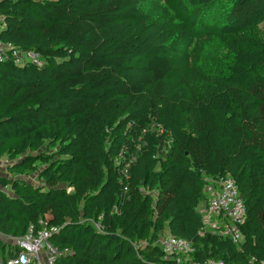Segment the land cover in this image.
<instances>
[{"label": "trees", "instance_id": "obj_1", "mask_svg": "<svg viewBox=\"0 0 264 264\" xmlns=\"http://www.w3.org/2000/svg\"><path fill=\"white\" fill-rule=\"evenodd\" d=\"M0 12V39L45 62L0 64V162L12 161L0 256L33 227L69 251L56 264H177L154 245L166 234L196 262L264 264V50L244 36L264 0H0ZM216 42L232 53L223 75L205 72ZM38 161L41 186L24 179ZM227 177L247 212L239 245L203 234L208 180Z\"/></svg>", "mask_w": 264, "mask_h": 264}, {"label": "built area", "instance_id": "obj_2", "mask_svg": "<svg viewBox=\"0 0 264 264\" xmlns=\"http://www.w3.org/2000/svg\"><path fill=\"white\" fill-rule=\"evenodd\" d=\"M6 29L4 15L0 12V36ZM12 61L20 67L35 66L41 68L45 62L42 56L34 51L22 50L13 44L5 43L0 39V64ZM208 205L203 210V222L205 233L229 237L234 244H241L243 236L239 226L245 222L246 207L242 196L232 178L220 180H208L206 189ZM55 229L42 228L35 230L30 228L26 236L16 240L17 252L6 264H56L60 256L69 253L61 251L51 241V235ZM146 245L142 243L141 246ZM161 248L164 261L174 260L177 264H225L224 262L207 261L205 263L193 261L196 249L189 241L166 234L161 236L154 244ZM139 246H137L138 248ZM256 262L251 259V264Z\"/></svg>", "mask_w": 264, "mask_h": 264}, {"label": "rangeland", "instance_id": "obj_3", "mask_svg": "<svg viewBox=\"0 0 264 264\" xmlns=\"http://www.w3.org/2000/svg\"><path fill=\"white\" fill-rule=\"evenodd\" d=\"M143 9L145 10V6H143ZM227 9V4L222 3L217 6L215 12H222L223 14H226ZM212 18L213 16L210 17V20ZM223 21L224 19H222V22ZM244 36L247 39L251 40L253 43L258 44L264 50V18L257 26L246 32ZM205 55L207 58L205 64V72L210 75H223L228 70L232 61V53L220 42H216L211 47H209L206 50ZM193 122V118L188 119L190 129H192ZM11 163L12 161L8 157L2 159V161L0 162V175H9L8 168ZM35 165L37 166V172L33 175L24 177V179L37 186L44 185V182L40 178V173L43 170L44 165L39 161L36 162ZM2 240L9 244V239L3 238Z\"/></svg>", "mask_w": 264, "mask_h": 264}, {"label": "crops", "instance_id": "obj_4", "mask_svg": "<svg viewBox=\"0 0 264 264\" xmlns=\"http://www.w3.org/2000/svg\"><path fill=\"white\" fill-rule=\"evenodd\" d=\"M6 238V237H5ZM7 239H9V244H7V249H6V253H5V257L4 256H0V264H4V258H7L9 256V251H15L17 248V244H16V240L14 238H10L8 237Z\"/></svg>", "mask_w": 264, "mask_h": 264}]
</instances>
